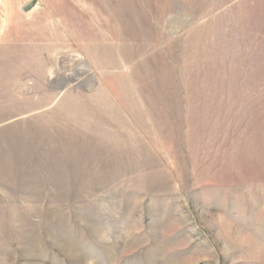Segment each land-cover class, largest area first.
Instances as JSON below:
<instances>
[{"label":"rangeland","instance_id":"1","mask_svg":"<svg viewBox=\"0 0 264 264\" xmlns=\"http://www.w3.org/2000/svg\"><path fill=\"white\" fill-rule=\"evenodd\" d=\"M40 1L63 39L0 43V264H264V0Z\"/></svg>","mask_w":264,"mask_h":264},{"label":"crops","instance_id":"2","mask_svg":"<svg viewBox=\"0 0 264 264\" xmlns=\"http://www.w3.org/2000/svg\"><path fill=\"white\" fill-rule=\"evenodd\" d=\"M34 0H0V43L15 42L26 44L24 47L32 53V43L48 40H62L60 31L49 34L39 29L38 19L35 17L41 1L34 11L25 12V8ZM40 51H42L40 49Z\"/></svg>","mask_w":264,"mask_h":264},{"label":"water","instance_id":"3","mask_svg":"<svg viewBox=\"0 0 264 264\" xmlns=\"http://www.w3.org/2000/svg\"><path fill=\"white\" fill-rule=\"evenodd\" d=\"M38 6V1L34 0L32 1V3H30L26 8H25V12L29 13L31 11H34Z\"/></svg>","mask_w":264,"mask_h":264}]
</instances>
